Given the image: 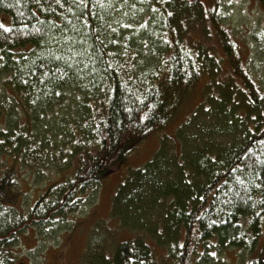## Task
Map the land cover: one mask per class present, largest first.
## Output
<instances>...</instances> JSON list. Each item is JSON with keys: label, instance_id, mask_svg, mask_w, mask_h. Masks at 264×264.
Here are the masks:
<instances>
[{"label": "trees", "instance_id": "trees-1", "mask_svg": "<svg viewBox=\"0 0 264 264\" xmlns=\"http://www.w3.org/2000/svg\"><path fill=\"white\" fill-rule=\"evenodd\" d=\"M235 1L0 0V264L30 229L32 251L68 228L153 136L111 195L110 229L130 235L106 255L87 234L79 262L214 264L234 249L264 264V50L237 49L224 9ZM241 1L264 21V0ZM205 78L194 108L218 126L190 137L177 123L173 138L178 95Z\"/></svg>", "mask_w": 264, "mask_h": 264}, {"label": "rangeland", "instance_id": "rangeland-1", "mask_svg": "<svg viewBox=\"0 0 264 264\" xmlns=\"http://www.w3.org/2000/svg\"><path fill=\"white\" fill-rule=\"evenodd\" d=\"M236 2L237 4L230 3L227 8L225 5L222 6L225 7V14H227L228 19L232 21L230 28L233 30L238 25L237 29H235L237 38L234 39L237 49L241 51L240 53L242 55H245L247 49L245 48L246 44L244 41L246 40L243 39H247L250 45L252 44V47L250 45L249 47L253 51L259 52L264 50V34L260 31L259 27H254L253 24L262 25L264 21L258 23L257 18L254 17L253 14V17L251 16V5L249 6V4L241 0H236L235 3ZM221 4H223V0H221ZM250 29L255 33L254 36L248 33ZM253 40H255L256 43H252ZM216 52L219 53L218 50ZM254 69L257 74L261 76L260 83H262L264 87V61L260 64L257 63ZM204 81L207 83V78H205L203 82L197 84V87L187 89L185 92H181L178 95L177 106L180 110L173 116L177 119L171 118L170 122H168L164 128L166 133L168 132L170 135H174L173 138H175L176 133L174 134V132H176L177 123L179 126L188 124L184 125V129L187 133H191L190 137L199 135L200 131H196V128H194L195 124L206 123L207 125L218 126V124L213 121V118L208 120L199 107L194 108L197 103L203 99L202 86ZM207 91L208 90H206V92ZM216 91L217 93H221L224 89H218ZM190 110H192L193 113L183 118L182 115ZM156 144L157 141L155 136L148 137L144 143L135 149L134 153L126 160L125 164L120 167L114 166L113 171L107 174L109 176L105 177L100 184L101 187L97 193L94 205H88L84 212L74 213L71 217L69 216L68 219H65L68 220L69 226L67 225L68 228L60 231L57 236L47 235L44 237L45 240L38 243L39 245L30 251L28 249H32L37 244L36 237L33 229H30L29 233L25 232L21 239L22 243H24L25 250L17 248L16 252H19V255L13 264H81L79 261L87 234L89 238L93 239L95 247L98 246L102 248L106 255L110 254L118 239H123L130 235V232L120 228L118 225L116 226L117 232H113V230L110 229L114 228L117 223L110 212L113 188L115 184L123 180L127 169L126 167H128L129 164L134 167L141 165L152 154ZM170 144L172 146V151L175 149L180 151L178 141H175L174 145L170 141ZM37 188L40 189V187H35L36 190ZM35 194H30V197L28 194L27 196L26 194L23 196L25 200L30 202L32 198L31 195ZM26 204H23L25 205L23 206L24 208ZM96 219H99V222H95ZM214 256V264H240V262H243L242 258L239 257L237 251L234 249L215 253Z\"/></svg>", "mask_w": 264, "mask_h": 264}, {"label": "snow or ice", "instance_id": "snow-or-ice-1", "mask_svg": "<svg viewBox=\"0 0 264 264\" xmlns=\"http://www.w3.org/2000/svg\"><path fill=\"white\" fill-rule=\"evenodd\" d=\"M56 3H58V4L61 3V0H56ZM80 3L81 4H84L85 3V0H80ZM0 28H3L4 31H9V29L4 24H2V23H0ZM109 67H111V65H109ZM69 68H71V65H69ZM65 75H67V73H65ZM248 151L251 152V149H249ZM233 171H235V169H233ZM129 259H132V257H129Z\"/></svg>", "mask_w": 264, "mask_h": 264}]
</instances>
